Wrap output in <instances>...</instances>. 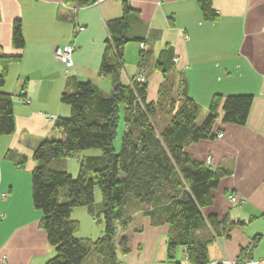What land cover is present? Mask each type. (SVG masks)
Listing matches in <instances>:
<instances>
[{"label":"crops","instance_id":"crops-1","mask_svg":"<svg viewBox=\"0 0 264 264\" xmlns=\"http://www.w3.org/2000/svg\"><path fill=\"white\" fill-rule=\"evenodd\" d=\"M211 3L214 20L204 18L198 0H96L79 8L64 0H0V55H20L8 64L0 87L12 96L14 117V131L0 135V264H44L55 254L39 227L42 213L32 201L33 152L43 140L63 137L54 123L69 115L60 96L70 79L90 81L105 93L111 91L112 78L101 75L99 66L109 35L107 23L120 18L125 6L126 35L143 37L145 42L124 45L120 81L129 83L136 77L143 44L151 51L145 67L148 101L157 100L160 87L170 78L174 94L180 95L182 87L176 77L180 74L187 95L200 106L199 124L214 94L252 95L244 125L223 123L220 106L212 126L215 137L192 143L187 151L210 169L224 172L202 215L245 223L208 244L209 264L236 261L255 236L260 240L248 260L264 264V0ZM15 20L21 24L22 49L11 42ZM68 44L74 47L70 61L57 60L54 48ZM157 62L163 68L172 65L174 71L163 74ZM114 147L119 148L117 141ZM65 159L60 164L71 174ZM97 194L94 190L95 202ZM231 194L235 202L229 200ZM146 209L139 206L131 212L127 226L118 228L114 244L119 264H172L166 254L169 225L153 223L143 213ZM87 212L86 207L72 209L71 218L78 223L75 235L94 241L104 227L100 220L95 225ZM83 220L88 231L81 227ZM122 236L128 239L126 252L119 245ZM176 255L182 264H190L183 248ZM81 264L102 261L91 249Z\"/></svg>","mask_w":264,"mask_h":264},{"label":"trees","instance_id":"trees-1","mask_svg":"<svg viewBox=\"0 0 264 264\" xmlns=\"http://www.w3.org/2000/svg\"><path fill=\"white\" fill-rule=\"evenodd\" d=\"M96 0H64L76 8ZM206 20H214L216 12L211 0H198ZM107 23L109 35L99 66L103 76L112 78L109 93L101 91L90 81L70 79L60 96L69 107L67 117L55 119L54 126L63 132L61 139H45L33 152L36 166L31 172L32 201L42 213L39 227L55 254L44 264H81L93 249L102 264H119L114 240L118 228H125L131 212L145 206L143 213L153 223H167L166 254L172 264H182L176 257L183 248L190 264H209L208 244L216 237L228 236L230 228L243 226V221L218 219L215 214L206 218L202 209L212 202V191L224 172L212 170L192 157L187 148L192 143L215 137L212 126L221 106L222 122L244 125L252 103V95L222 97L214 94L208 112L201 123L196 118L200 106L179 80L180 95L174 94V82L166 79L156 101L147 100V79L136 77L129 83L120 81L122 49L128 42L144 43L143 37L126 35V13ZM12 45L22 49L24 39L19 20L12 25ZM151 51L142 47L138 54V70L145 72ZM18 56L0 55V87L7 74L8 64ZM171 64H173L171 62ZM163 74L173 72L156 63ZM14 131L12 96L0 90V135ZM119 137V148L114 140ZM83 150H100L80 162L79 173L73 178L60 164L76 157ZM101 193L104 217L103 234L94 241L75 235L78 223L71 218L75 207H87L93 213L94 188ZM63 190V191H62ZM260 240L241 249L237 261L245 264ZM128 239L122 236L119 245L127 251Z\"/></svg>","mask_w":264,"mask_h":264},{"label":"rangeland","instance_id":"rangeland-1","mask_svg":"<svg viewBox=\"0 0 264 264\" xmlns=\"http://www.w3.org/2000/svg\"><path fill=\"white\" fill-rule=\"evenodd\" d=\"M176 74V73H175ZM176 77L181 81V76L180 74H176ZM172 81V78L169 79V83ZM118 142L120 144V140H119V137L115 138L114 140V143L115 142ZM86 153H90V154H94V153H101L100 150H83L81 152H79L78 156H79V160L77 159V157H69V158H66L65 161L67 163V170L69 172H71V176L73 178H76L78 173H79V166H80V162L83 160V155H86ZM94 190L98 193L97 195L99 196V199L94 200V204H93V213L90 212H87L88 214V217L89 219L95 224V225H98L96 224L95 222L100 220V224L102 225V227H104V217H103V214H102V211H101V204L100 202L102 201V198H101V193H100V190L98 188V186H95ZM100 201V202H99ZM87 208V207H86ZM88 209V208H87ZM96 220V221H95ZM83 223V226L82 229H85L87 230L86 228V221H82ZM83 231V230H82ZM88 231V230H87Z\"/></svg>","mask_w":264,"mask_h":264},{"label":"built area","instance_id":"built-area-1","mask_svg":"<svg viewBox=\"0 0 264 264\" xmlns=\"http://www.w3.org/2000/svg\"><path fill=\"white\" fill-rule=\"evenodd\" d=\"M142 47H143V44H142ZM73 45L71 44H68V45H64V46H56L54 48V51H53V54H54V57L59 60V61H62V62H68L70 61V56H71V53L73 51ZM177 57H173V62L176 63L177 62ZM136 79L139 81V82H145L146 81V77H145V72L144 70L140 69L138 70L137 72V75H136ZM28 102V101H26ZM219 137L221 136V134L218 135ZM229 200L231 202H235L236 201V198L234 195H230L229 196ZM245 264H250L252 263V261L250 260H246L244 261ZM238 263H241V262H238L237 260L236 261H231V260H223L220 262V264H238ZM211 264H216V262H213Z\"/></svg>","mask_w":264,"mask_h":264}]
</instances>
